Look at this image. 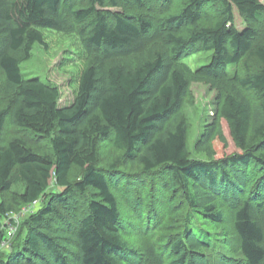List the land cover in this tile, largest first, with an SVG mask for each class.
<instances>
[{
	"label": "trees",
	"instance_id": "obj_1",
	"mask_svg": "<svg viewBox=\"0 0 264 264\" xmlns=\"http://www.w3.org/2000/svg\"><path fill=\"white\" fill-rule=\"evenodd\" d=\"M78 1L0 0V242L5 217L38 200L0 264H166V255L170 264H264V217L255 213L264 216V33L237 29L233 12L264 25L262 0ZM44 28L77 31L89 51L75 98L63 107L55 85L20 69L34 44H44ZM198 51L211 59L192 70L182 59ZM238 64L245 73L227 75ZM190 79L221 88L197 143L205 158L190 157L180 113ZM222 120L237 150L218 156V144L228 145ZM7 125L49 139L51 153L34 150L27 135L6 139ZM106 139L118 156L102 169L98 144ZM121 162L143 176L165 171L190 211L163 251L122 236L113 192ZM218 201L232 217L230 254L194 217L224 223Z\"/></svg>",
	"mask_w": 264,
	"mask_h": 264
},
{
	"label": "rangeland",
	"instance_id": "obj_2",
	"mask_svg": "<svg viewBox=\"0 0 264 264\" xmlns=\"http://www.w3.org/2000/svg\"><path fill=\"white\" fill-rule=\"evenodd\" d=\"M172 2V1H171ZM175 1H173L174 3ZM177 2V1H176ZM180 1L177 3L179 4ZM82 0L78 4H84ZM264 4V0H262ZM106 8H109L106 6ZM131 8V7H130ZM118 9L121 8H111ZM210 10V8H209ZM216 6L211 8L215 12ZM122 11V10H121ZM234 23L237 29L241 30L247 26L254 27L264 33V25L261 22L248 20L243 17L236 8H233ZM44 44L35 43L28 60L20 64L21 72L25 78H39L42 81L50 82L59 90L58 103L63 107L69 105L75 98L78 86V78L81 70L89 58V51L77 31L60 32L53 29H41ZM260 39H262L260 34ZM211 51H198L184 57L182 61L192 70L204 66L211 59ZM249 65H257L254 59H249ZM246 71L244 64L227 68V75L236 73L243 75ZM0 80L1 74H0ZM222 85V84H221ZM219 87L213 86L204 80L190 79L188 83V95L183 100L181 117L187 124V149L191 158H205V152L199 151L198 140L205 131L207 124L211 123L216 113V96ZM243 93V92H242ZM254 105L258 98L251 93H244ZM3 100L0 94V101ZM2 102V101H1ZM223 133L227 138L228 145L218 144L217 155L237 150L232 142L228 127L225 121H221ZM14 135L26 136L31 147L39 152L51 153L49 139L36 138L32 133H22L16 128L7 125L5 138L9 139ZM118 156V152L112 147L110 140L106 139L98 144V162L100 168L106 169ZM117 174L113 179V192L118 200L120 213V229L123 238L133 247L141 249L142 245H155L163 251L164 244H167L171 236L178 234L188 224V213L190 212L183 203L181 192L167 178L165 171L154 172L153 175L143 176L139 167H132L124 162L119 163ZM80 172L74 168L70 178L75 180ZM167 181V182H166ZM166 182V184H165ZM18 186L13 191L4 195L7 201L13 192L18 191ZM223 211L224 223L207 222L202 215L195 214L196 223L208 229L215 238V243L230 254L235 249L232 244L234 236L232 233L231 213L225 204L217 202V206ZM256 216L262 219L263 214L255 210ZM27 213L11 211L4 222L11 216H17V225L12 236L7 238V246L11 247V240L15 235L23 237L25 228L23 221ZM78 216V215H77ZM69 221L74 219L72 214H66ZM6 237V236H5ZM219 239V240H218ZM227 244V245H226ZM10 246V247H9ZM6 249L2 250L4 252ZM215 252L217 248H214ZM167 252L163 253L166 254ZM207 253V252H206ZM234 254H237L234 251ZM166 264H170V257L165 256ZM45 264H48L44 262Z\"/></svg>",
	"mask_w": 264,
	"mask_h": 264
},
{
	"label": "built area",
	"instance_id": "obj_3",
	"mask_svg": "<svg viewBox=\"0 0 264 264\" xmlns=\"http://www.w3.org/2000/svg\"><path fill=\"white\" fill-rule=\"evenodd\" d=\"M38 203V200H35L29 204H27L26 206H24L23 208H21L20 212L21 213H27V212H31L32 210L35 209L36 205ZM17 216H11L9 218L6 219L5 223V239L2 240L0 242V253L2 252V250L7 249V238L12 236L14 231H15V226L17 225Z\"/></svg>",
	"mask_w": 264,
	"mask_h": 264
}]
</instances>
